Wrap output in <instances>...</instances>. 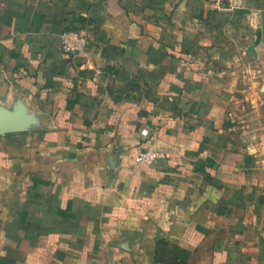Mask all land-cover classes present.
<instances>
[{
    "label": "crops",
    "instance_id": "1",
    "mask_svg": "<svg viewBox=\"0 0 264 264\" xmlns=\"http://www.w3.org/2000/svg\"><path fill=\"white\" fill-rule=\"evenodd\" d=\"M0 264H264V0H0Z\"/></svg>",
    "mask_w": 264,
    "mask_h": 264
},
{
    "label": "built area",
    "instance_id": "2",
    "mask_svg": "<svg viewBox=\"0 0 264 264\" xmlns=\"http://www.w3.org/2000/svg\"><path fill=\"white\" fill-rule=\"evenodd\" d=\"M60 46L66 55L75 56L86 54L89 49L88 33L82 28H71L61 34ZM143 134H147L144 130ZM163 155L155 147L142 148L137 157L140 165H151Z\"/></svg>",
    "mask_w": 264,
    "mask_h": 264
},
{
    "label": "water",
    "instance_id": "3",
    "mask_svg": "<svg viewBox=\"0 0 264 264\" xmlns=\"http://www.w3.org/2000/svg\"><path fill=\"white\" fill-rule=\"evenodd\" d=\"M261 35L258 33L257 36V42H259ZM250 51L253 52L255 56H257L255 46L251 45L249 48ZM29 119L25 118L24 116H18V117H8L4 118L2 121V131L3 132H22L25 131L26 126L28 125Z\"/></svg>",
    "mask_w": 264,
    "mask_h": 264
}]
</instances>
